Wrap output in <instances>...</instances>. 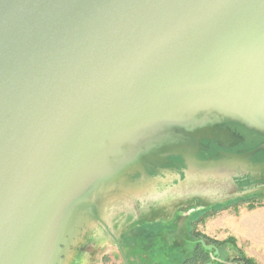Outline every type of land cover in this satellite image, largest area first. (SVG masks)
<instances>
[{
    "label": "water",
    "instance_id": "1",
    "mask_svg": "<svg viewBox=\"0 0 264 264\" xmlns=\"http://www.w3.org/2000/svg\"><path fill=\"white\" fill-rule=\"evenodd\" d=\"M199 114L264 137V0H0V264L58 263L108 160L131 170L147 135L199 146Z\"/></svg>",
    "mask_w": 264,
    "mask_h": 264
},
{
    "label": "rangeland",
    "instance_id": "2",
    "mask_svg": "<svg viewBox=\"0 0 264 264\" xmlns=\"http://www.w3.org/2000/svg\"><path fill=\"white\" fill-rule=\"evenodd\" d=\"M198 117L197 136L217 140L207 146L225 149L236 138L216 115ZM246 138L248 149L223 153L245 154L262 140L248 133ZM201 147L184 138L147 135L137 147L141 162L125 174L127 162L121 155L109 159L110 172L119 174L117 182L96 181L98 186L86 192L88 203L72 217L76 222L68 240L67 233L59 238L55 264H124L90 206L117 238L128 264H185L196 247L206 259L198 255L195 264H264V176L248 169L254 156L234 163L229 157L220 159L221 150L218 155L213 149L198 154ZM174 154L179 156L170 158ZM257 156L264 159L263 151ZM135 170L137 174L128 175ZM238 222L241 228L252 225L251 240L263 247L236 235V230L234 235L230 224L237 227Z\"/></svg>",
    "mask_w": 264,
    "mask_h": 264
},
{
    "label": "flooded vegetation",
    "instance_id": "3",
    "mask_svg": "<svg viewBox=\"0 0 264 264\" xmlns=\"http://www.w3.org/2000/svg\"><path fill=\"white\" fill-rule=\"evenodd\" d=\"M224 129H228V133L234 135L236 138H232L233 140L231 141V144L228 148H222V149H218V150H215L214 147L212 146H207L205 143L207 142H211V141H215L216 138H213L211 140H201L200 141V149H199V152L198 154L200 153H204L206 152L207 154L210 153L213 150H215L216 155H218V151H228V152H232V153H241L242 151H244L245 149H248V144H247V138H246V133H248L250 135V137H254V134L257 135L259 138H262V140L260 141L263 142L264 140V137L262 135H258V133L256 134V132H253V131H250L248 129H246L245 127H243L242 125L240 124H237V123H231V122H224L223 126H222ZM254 133V134H253ZM217 142V140L215 141ZM258 143V144H260ZM206 145V146H204ZM204 146V147H203ZM204 155V154H203ZM257 155V154H256ZM256 155L254 156L253 158V162H264V159L261 158V156H257ZM220 157V155H218ZM177 158V156H174V157H170V158ZM255 158H257L258 161L255 160Z\"/></svg>",
    "mask_w": 264,
    "mask_h": 264
},
{
    "label": "crops",
    "instance_id": "4",
    "mask_svg": "<svg viewBox=\"0 0 264 264\" xmlns=\"http://www.w3.org/2000/svg\"><path fill=\"white\" fill-rule=\"evenodd\" d=\"M230 225L232 227V231H233L234 235H235V230H236V231H238V233H240V234H236V235H240V237H242V238L245 237V240H248L251 243H253V242L255 243V241L251 240L252 234L255 235L253 232V227H251L252 225L246 226L244 228H241L240 222L237 223V225H236L237 227H235V225L233 226L232 224H230ZM249 231L251 232V235L249 234ZM243 232H245V234H243ZM255 244H258V243H255ZM259 245H261V244H258V246ZM261 246L263 247V245H261Z\"/></svg>",
    "mask_w": 264,
    "mask_h": 264
},
{
    "label": "trees",
    "instance_id": "5",
    "mask_svg": "<svg viewBox=\"0 0 264 264\" xmlns=\"http://www.w3.org/2000/svg\"><path fill=\"white\" fill-rule=\"evenodd\" d=\"M263 154H264V151H263ZM204 239H205V237L204 236H202ZM197 248L198 247H196L195 248V252H194V256H191V257H188V259L184 262L185 264H195L196 262H197V259H199L198 258V255H199V257H200V259L202 258V259H206V258H204V255L201 253V252H199V254H198V252H197ZM201 259V260H202ZM250 264H255V263H253V262H251V261H248ZM220 264H230V263H226V262H222V261H220Z\"/></svg>",
    "mask_w": 264,
    "mask_h": 264
}]
</instances>
